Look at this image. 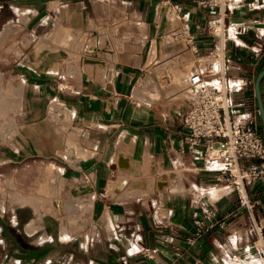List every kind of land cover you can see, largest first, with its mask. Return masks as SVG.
Listing matches in <instances>:
<instances>
[{"label": "crops", "instance_id": "obj_1", "mask_svg": "<svg viewBox=\"0 0 264 264\" xmlns=\"http://www.w3.org/2000/svg\"><path fill=\"white\" fill-rule=\"evenodd\" d=\"M9 1L13 0H5ZM165 1L48 2L47 15L51 17L53 8L60 23L52 27L76 30L81 36L80 52L77 59L62 49L52 51L54 56L49 57L43 50L57 47L45 42V49L21 57L42 62L37 66H41L39 73L23 68L21 73L34 77L32 86L36 94H41L39 109L34 114L32 110L26 112L24 123L29 127L22 128L26 132L18 137L15 153L0 154V166L26 161L23 172L37 173L38 162L47 161L48 175L52 170L49 206L54 214L40 217L21 205L2 222L0 213V264L264 262V255L253 245L256 235L249 215L239 208L233 191L217 184L218 174L180 143L185 133L180 113L186 107L187 89L176 86L184 74L174 71L165 76L166 84L176 88L164 98L149 97L147 102L135 99L138 81L151 65L186 50L194 62L199 57L203 65L212 64L217 58L199 56L200 51L224 43L230 63L227 76L247 81L232 95L233 102L239 104L236 112L257 113L254 81L264 65V0H256L258 7L254 9L235 7L227 17L232 25L220 37L207 33L209 16L205 11L191 1L180 2L182 11L189 13L187 24L198 56L189 44L172 39L171 33L182 26V20H170L166 15L162 20ZM108 2L116 5L112 13L124 5L126 13L137 21L129 28L139 38L138 43L124 44L120 53L114 37L106 31L114 27L106 8ZM40 8L32 6V15L26 9H16V21L40 17L44 23L38 26L45 25L50 18L41 17L44 9ZM14 23L5 20L0 44ZM237 26L243 30L238 31ZM94 58L101 64L91 62ZM62 69L65 76L78 80L66 86L58 82L54 76ZM260 89L264 102V77ZM51 97L72 105L77 113L82 138L69 139L72 148L66 147L69 135L62 141L55 135L54 125L64 117L52 115L55 103ZM260 189V182L248 187L250 197L258 201L257 218L264 215V193ZM56 201L64 206L63 222L62 214L55 211ZM196 218L203 225L224 219L225 226L215 225L190 244ZM165 236H169L168 241Z\"/></svg>", "mask_w": 264, "mask_h": 264}, {"label": "rangeland", "instance_id": "obj_2", "mask_svg": "<svg viewBox=\"0 0 264 264\" xmlns=\"http://www.w3.org/2000/svg\"><path fill=\"white\" fill-rule=\"evenodd\" d=\"M49 1L51 2L52 0H13L8 3L5 0H0V28L6 19L15 20L14 26L8 29L2 44H0V154L6 151L9 154L16 152L17 143L19 142L18 137L26 132L22 128L29 127L24 123L26 112L29 111L31 113L32 110L34 114L39 109L38 104L40 103L41 94H36L37 89L32 86L35 79L30 74L22 76L21 73L23 72L22 68L35 74L39 73L41 66H37L42 62L31 58L26 60L22 59V61L21 57H31L30 53L35 49H45V42L50 44L51 47H57L56 50L50 47L43 50L44 53H48L49 57L54 56L52 51L62 49L68 51L71 57L77 59L80 52L81 36L76 30L70 27H52L55 22L59 23V20L58 17H54L53 15V8H50L51 17L47 15L49 10L45 9V7L49 4ZM155 1L159 3V0ZM186 1L194 3L192 0H166L163 2L165 7L162 11V20L166 18L164 15L170 20L174 17L173 15H176V19L181 20L182 17L174 11L173 4ZM36 5H39L41 7L40 9H44L40 13V16L46 15V17L50 18V21H47L42 26H38L39 22L41 24L44 23L43 19L39 21L40 17H31L26 22L20 19H18L20 21H16V9H26L30 12L32 6ZM53 5L54 3L51 7ZM123 6L120 9L117 8V13L115 14L116 5L113 2L106 4L107 12L115 9L109 16V19L114 20V27L106 29V31L114 37L119 53L123 52L124 44L130 42L138 43L139 41L136 34L129 28V25H135L137 21L133 18V15L126 13ZM30 15H32L31 12ZM51 28L52 30H50ZM48 30L51 33L47 35ZM167 34H169L168 30L165 36ZM200 52L202 53L199 56L204 57L213 56L215 53H218V51L210 53L209 50ZM203 64L204 61L202 63L194 62L188 50L176 56H168L166 59L147 68L148 70L144 76L138 81V94L135 99L147 102L146 98L149 97L152 99L157 96L164 98L167 92L170 93L176 87L181 88L182 86L177 85L175 87L169 85V82L166 84L164 79L165 75H169L174 71L182 72L181 74L184 75L190 73L192 70L212 71L214 64ZM186 66L188 67L186 68ZM54 77L58 82L63 83L64 86L69 81L78 80L71 76H65L63 69L60 74H56ZM54 98L51 97L52 102L55 103V113L52 115L55 117H64L54 125L55 135L60 137L61 141L69 135L66 147L72 148L73 145L70 144L69 139L82 138V131L80 132L77 127L78 124L76 123L77 113L72 108V105ZM74 152L76 156L81 155L77 149ZM65 154L68 155V152H65ZM25 163L26 161H16L0 166V213L3 218L2 222L9 218L13 211H19L21 205L27 207L26 209L35 210L40 217L44 214H54L49 206L50 196H48V193L50 188L48 184L50 182V176H52V170H50L48 175L46 170L48 162L39 161L37 173L23 172L25 169L23 165ZM60 219L63 222L64 216L61 215ZM59 223L60 220H56V224L59 225ZM259 243L262 242H258L257 245ZM262 246L264 248V243H262ZM260 263L264 264L262 260ZM242 264H251V262H242Z\"/></svg>", "mask_w": 264, "mask_h": 264}, {"label": "built area", "instance_id": "obj_3", "mask_svg": "<svg viewBox=\"0 0 264 264\" xmlns=\"http://www.w3.org/2000/svg\"><path fill=\"white\" fill-rule=\"evenodd\" d=\"M193 2L208 14L206 31L215 37L224 35L231 27L232 22H229L227 17L235 7H258L256 0ZM173 9L181 15L182 26L171 33L172 39L189 44L198 56L194 35L187 24L189 13L182 11L181 3L173 4ZM236 29L242 31L243 27L237 26ZM222 48L223 58L217 57L212 71L195 70L183 75L180 80L179 85L187 89L186 107L180 113L185 129L180 143L186 145L194 154V158L202 161L206 168L218 174L217 184L233 191L239 208L249 215L251 228L256 235L253 245L264 255V215L262 218L255 216L258 201L252 199L248 191L252 183L260 182V190L264 193V135L261 133L258 110L257 113L248 114L236 112L239 104L233 102L232 95L241 90L247 81L234 80L227 76L230 63L224 43ZM208 50L210 53L217 52L218 46L213 45ZM194 224L196 228L190 244L196 243L205 231L215 225L223 228L225 220L203 225L202 220L196 218ZM164 240L168 241L169 236H165ZM258 242L262 243L257 245ZM152 251L155 252L156 249Z\"/></svg>", "mask_w": 264, "mask_h": 264}, {"label": "water", "instance_id": "obj_4", "mask_svg": "<svg viewBox=\"0 0 264 264\" xmlns=\"http://www.w3.org/2000/svg\"><path fill=\"white\" fill-rule=\"evenodd\" d=\"M264 77V67L257 73L254 81V88H255V97L257 102L258 114L261 123V129L264 135V102L261 94L260 89V82Z\"/></svg>", "mask_w": 264, "mask_h": 264}, {"label": "bare ground", "instance_id": "obj_5", "mask_svg": "<svg viewBox=\"0 0 264 264\" xmlns=\"http://www.w3.org/2000/svg\"><path fill=\"white\" fill-rule=\"evenodd\" d=\"M175 13V12H174ZM21 14V13H20ZM174 17H172V20H175L176 19V15H173ZM226 32V31H225ZM1 37H2V34H0ZM224 36H225V33H224ZM224 42V41H223ZM223 44L221 45H218V53L213 55V57H220V58H223ZM196 61L197 63H202L204 60L202 58H196ZM91 62H94V63H98V64H101L99 60H97L96 58L94 59H91ZM214 64V63H212ZM230 99V98H229ZM231 100V99H230ZM55 205V211H57L58 213L60 212V214H62L63 216V213H64V206L62 205V203L60 201H56L54 203ZM53 205V204H52ZM252 264V263H251Z\"/></svg>", "mask_w": 264, "mask_h": 264}, {"label": "trees", "instance_id": "obj_6", "mask_svg": "<svg viewBox=\"0 0 264 264\" xmlns=\"http://www.w3.org/2000/svg\"><path fill=\"white\" fill-rule=\"evenodd\" d=\"M263 67H264V65L262 66V68H263ZM262 68H261V69H262ZM262 79H263V78H262ZM261 131H262V129H261ZM262 133H263V132H262Z\"/></svg>", "mask_w": 264, "mask_h": 264}]
</instances>
